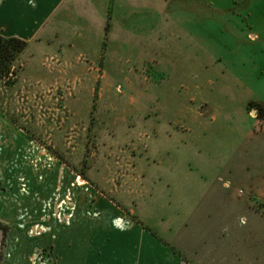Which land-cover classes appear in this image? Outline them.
<instances>
[{"label":"rangeland","instance_id":"obj_1","mask_svg":"<svg viewBox=\"0 0 264 264\" xmlns=\"http://www.w3.org/2000/svg\"><path fill=\"white\" fill-rule=\"evenodd\" d=\"M31 55L27 47L14 64V74L0 81V129L13 137L0 141V197L15 200V208H9L17 211L15 219L0 224L30 231V239H24L29 253L31 243L46 239V247L29 256L26 264L53 260L47 241L53 231L65 229L73 230L74 240L82 243L79 264H226L219 261L220 253L238 264H250L241 252L251 249L263 259L252 264H264V173L239 174L233 167L226 174L172 172V132H187L184 124L174 125L172 101L187 104V95L145 93L146 82L157 85L165 80L151 72L147 77L136 71L127 79H107L102 67L93 65L89 69L98 72L93 101L89 110L85 105L75 110L71 87L57 85L48 91L46 79L38 83L21 78ZM78 81L84 84V79ZM102 81H111L108 92L99 90ZM252 104L259 103L248 105L257 117ZM185 117L186 109L180 108V120ZM257 121L261 131L263 120ZM210 127L209 139L221 152L220 161L238 162V145L229 138L234 134L229 132L222 142L217 140L223 135L220 125ZM219 182L229 184L222 209L226 220L205 226L189 221L194 212L200 211L202 220L209 216L208 204L219 197L213 190ZM14 187L18 190L12 194ZM210 225L213 228H206ZM3 237L0 231L2 264H15L21 244L10 238V230L5 246Z\"/></svg>","mask_w":264,"mask_h":264},{"label":"crops","instance_id":"obj_2","mask_svg":"<svg viewBox=\"0 0 264 264\" xmlns=\"http://www.w3.org/2000/svg\"><path fill=\"white\" fill-rule=\"evenodd\" d=\"M0 36L28 43L32 55L23 65L22 79L38 83L46 79L48 91L71 87L75 98L70 105L75 110L85 106L89 110L93 101L98 85V72L89 69L93 65H100L107 79H127L136 71L147 77L151 72L165 80L157 85L146 82L145 93L166 90L187 95V104L177 98L172 101L174 125L187 127L186 134L172 132L171 139L176 141L169 154L173 173L226 174L229 167L239 174L264 173V120L257 131V117L248 110L250 103L264 105V0H0ZM80 79L83 85H77ZM107 83L102 81L99 90L108 92L111 85ZM180 108L186 109L185 120L179 118ZM214 124L223 131L217 140L226 141L225 135L234 134L229 138L238 145L235 164L221 162V152L211 145ZM0 141H13V137L0 129ZM228 185L219 182L213 187L219 197L210 199L206 221L200 211L189 221L205 226L226 220L222 209L227 205ZM210 195L209 191L205 198ZM15 202L0 197L1 221L16 218L17 211L10 209ZM189 221L187 228L193 231ZM72 231H53L47 241L54 250L53 260L45 264H79L77 250L82 243L74 240ZM30 234L10 229V238L21 244V252L27 249L21 253L14 247L15 264L28 263L29 256L46 247V239H38L29 253L24 239H30ZM247 235L253 238L251 231ZM1 247L2 242L0 264ZM253 250L241 252L244 262L263 261ZM220 254L221 263L238 264Z\"/></svg>","mask_w":264,"mask_h":264},{"label":"trees","instance_id":"obj_3","mask_svg":"<svg viewBox=\"0 0 264 264\" xmlns=\"http://www.w3.org/2000/svg\"><path fill=\"white\" fill-rule=\"evenodd\" d=\"M27 47L28 43L19 38L0 36V81L14 74V64L20 55L26 51ZM250 107L257 111L258 118L264 120V105L252 104ZM9 230V226L0 224V231L4 233L3 246H5ZM2 258L3 251L1 253V259Z\"/></svg>","mask_w":264,"mask_h":264},{"label":"built area","instance_id":"obj_4","mask_svg":"<svg viewBox=\"0 0 264 264\" xmlns=\"http://www.w3.org/2000/svg\"><path fill=\"white\" fill-rule=\"evenodd\" d=\"M48 258H49V255H48ZM41 259H42V262H45V260H44V258H43V257H42Z\"/></svg>","mask_w":264,"mask_h":264}]
</instances>
